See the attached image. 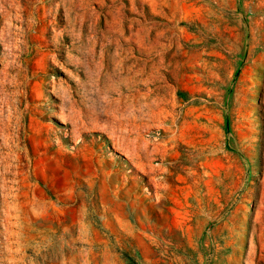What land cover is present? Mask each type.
Here are the masks:
<instances>
[{"label":"rangeland","instance_id":"rangeland-1","mask_svg":"<svg viewBox=\"0 0 264 264\" xmlns=\"http://www.w3.org/2000/svg\"><path fill=\"white\" fill-rule=\"evenodd\" d=\"M0 264H264V0H0Z\"/></svg>","mask_w":264,"mask_h":264}]
</instances>
